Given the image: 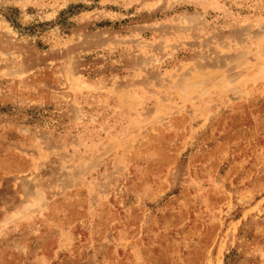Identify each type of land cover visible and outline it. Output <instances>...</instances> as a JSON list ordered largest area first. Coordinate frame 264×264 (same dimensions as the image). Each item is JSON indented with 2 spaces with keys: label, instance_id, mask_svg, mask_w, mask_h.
<instances>
[{
  "label": "rangeland",
  "instance_id": "374dc122",
  "mask_svg": "<svg viewBox=\"0 0 264 264\" xmlns=\"http://www.w3.org/2000/svg\"><path fill=\"white\" fill-rule=\"evenodd\" d=\"M0 264H264V0H0Z\"/></svg>",
  "mask_w": 264,
  "mask_h": 264
}]
</instances>
